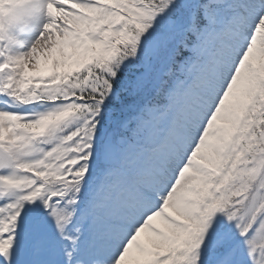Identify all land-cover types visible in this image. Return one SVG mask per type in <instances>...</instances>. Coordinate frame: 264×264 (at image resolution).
I'll return each instance as SVG.
<instances>
[{
    "label": "snow or ice",
    "instance_id": "1",
    "mask_svg": "<svg viewBox=\"0 0 264 264\" xmlns=\"http://www.w3.org/2000/svg\"><path fill=\"white\" fill-rule=\"evenodd\" d=\"M0 264H264V0H0Z\"/></svg>",
    "mask_w": 264,
    "mask_h": 264
},
{
    "label": "rangeland",
    "instance_id": "2",
    "mask_svg": "<svg viewBox=\"0 0 264 264\" xmlns=\"http://www.w3.org/2000/svg\"><path fill=\"white\" fill-rule=\"evenodd\" d=\"M56 55V53H52L51 55L42 56L40 60V69L43 70L45 67L51 64L52 58Z\"/></svg>",
    "mask_w": 264,
    "mask_h": 264
}]
</instances>
